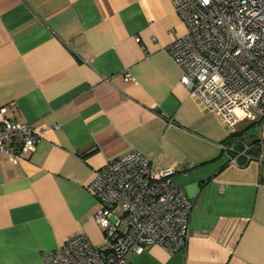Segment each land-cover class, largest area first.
Here are the masks:
<instances>
[{
    "label": "crops",
    "instance_id": "0c3cea01",
    "mask_svg": "<svg viewBox=\"0 0 264 264\" xmlns=\"http://www.w3.org/2000/svg\"><path fill=\"white\" fill-rule=\"evenodd\" d=\"M185 31L173 0H0V107L44 128L22 157L0 150V264H43L78 231L102 247L88 184L133 149L192 205L185 249L129 264H264V115L229 133L191 94L168 50Z\"/></svg>",
    "mask_w": 264,
    "mask_h": 264
},
{
    "label": "built area",
    "instance_id": "2783aa9c",
    "mask_svg": "<svg viewBox=\"0 0 264 264\" xmlns=\"http://www.w3.org/2000/svg\"><path fill=\"white\" fill-rule=\"evenodd\" d=\"M186 31L168 45L183 69L180 81L229 133L242 120L264 115V0H173ZM139 41V36H135ZM123 78L134 81L129 72ZM44 128L14 122L0 107V150L13 159L34 150ZM174 168L155 170L153 158L133 149L107 160L88 184L100 203L94 213L103 246L83 232L44 251L43 264H129V251L158 242L169 251L186 248L192 200L172 178Z\"/></svg>",
    "mask_w": 264,
    "mask_h": 264
},
{
    "label": "trees",
    "instance_id": "16d2710c",
    "mask_svg": "<svg viewBox=\"0 0 264 264\" xmlns=\"http://www.w3.org/2000/svg\"><path fill=\"white\" fill-rule=\"evenodd\" d=\"M261 117H262V116H261ZM261 117H260V118H261ZM260 118H258V119H256V120H252V121H257V120H259Z\"/></svg>",
    "mask_w": 264,
    "mask_h": 264
}]
</instances>
